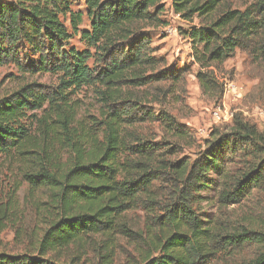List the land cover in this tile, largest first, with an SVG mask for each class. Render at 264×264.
<instances>
[{
    "label": "trees",
    "instance_id": "1",
    "mask_svg": "<svg viewBox=\"0 0 264 264\" xmlns=\"http://www.w3.org/2000/svg\"><path fill=\"white\" fill-rule=\"evenodd\" d=\"M78 1L0 0V66L57 76L53 85L27 81L0 94V161L17 166L45 219L22 251L0 242V264H115L120 238L134 252L124 264H212L248 244L255 253L240 264H264V213L255 209L243 223L226 224L205 220L199 209L208 173L224 153L243 162L234 178L224 174L219 202L241 205L264 193V129L236 112L195 158L174 157L193 139L190 129L165 106L149 111L143 102L163 105L183 82L151 44L152 31L169 24L164 0H84L85 8L74 10ZM171 8L190 24L199 18L184 33L202 90L212 97L224 92L215 68L237 48L264 62V0L243 10L228 0H171ZM85 16L89 27L82 29ZM75 35L83 49L72 45ZM84 87L97 95L98 115L80 117L76 94ZM145 116L166 135L141 131ZM17 208L16 201L0 207V227ZM137 210L145 212L143 224L131 217Z\"/></svg>",
    "mask_w": 264,
    "mask_h": 264
},
{
    "label": "rangeland",
    "instance_id": "2",
    "mask_svg": "<svg viewBox=\"0 0 264 264\" xmlns=\"http://www.w3.org/2000/svg\"><path fill=\"white\" fill-rule=\"evenodd\" d=\"M255 0H228L233 8L245 9ZM163 18L165 22L171 24L172 31L166 28L152 31V46L154 53L158 57L165 59V64L183 73V82L176 86L175 95L168 97L162 104L150 102V98L143 99L147 110H160L162 106L168 108L175 118L190 129L193 139L190 143H180L178 152L174 157L195 158L204 141L218 128L225 129L232 125L233 115L242 112L244 116L259 127H262L263 116L257 115L259 109H264V62L257 55L251 53V49L237 48L235 55L227 59L221 68H215L218 78L224 83V92L220 96L209 95L202 90L197 73L200 65L194 60L192 55V44L190 38L184 33L192 24L199 23V18H195L193 23L183 20L170 7L171 0H164ZM84 9V0H79L73 5L74 10ZM89 20L85 16L81 28H88ZM72 45L78 49H83L85 45L80 41L79 35L72 38ZM30 54L26 49H22V56ZM30 55L28 61L35 58ZM93 64V60L89 61ZM38 81L47 85H53L57 81V76L50 73H37L28 75L16 64L10 62L0 66V94L9 93L20 87L25 82ZM141 95L148 93V89L143 88ZM150 90V89H149ZM153 92V90L151 91ZM82 102L80 117L87 114L98 115L100 112V102L91 87H84L76 94ZM145 118H147L145 116ZM139 128L145 134L162 138L165 132L158 122L149 120L140 123ZM167 138H170L167 136ZM176 139L173 140L175 144ZM243 161H239L234 155L224 153L220 163L208 173L209 187L202 194L206 198L201 207V214L205 220L220 221L226 224L237 222L243 223L246 214L255 211L260 216L264 213V193L245 200L241 205L227 207L219 202V192L223 188L224 174L231 172L232 178L235 170L242 166ZM21 184L19 191L13 194L15 185ZM157 186V185H156ZM29 186L22 182L17 173V166L6 160L0 161V207L4 208L12 201H16L18 208L15 214L7 213L0 227V242L3 249L11 252L22 251L33 233H37L44 227V217L40 210V203L30 198ZM259 207V208H258ZM132 218L139 224H143L146 215L142 210L132 213ZM255 246L245 245L231 251L218 254V258L212 264H240L243 259H249L255 253ZM133 246L124 238H120L119 251L115 259V264H124L129 257H134Z\"/></svg>",
    "mask_w": 264,
    "mask_h": 264
},
{
    "label": "built area",
    "instance_id": "3",
    "mask_svg": "<svg viewBox=\"0 0 264 264\" xmlns=\"http://www.w3.org/2000/svg\"><path fill=\"white\" fill-rule=\"evenodd\" d=\"M174 11V10H173ZM175 13V12H174ZM177 14V13H176ZM179 15V14H178ZM180 16V15H179ZM181 17V16H180ZM168 28L167 30L168 31H172V27H171V24L169 23L167 26H165L164 28ZM260 115V116H263V118H264V109H259L258 111H257V115ZM262 126H263V128H264V119L262 120Z\"/></svg>",
    "mask_w": 264,
    "mask_h": 264
},
{
    "label": "crops",
    "instance_id": "4",
    "mask_svg": "<svg viewBox=\"0 0 264 264\" xmlns=\"http://www.w3.org/2000/svg\"><path fill=\"white\" fill-rule=\"evenodd\" d=\"M170 7H171V3H170ZM171 9H172V8H171ZM172 10H173V9H172ZM260 128H261V129H264V128H263V126H262V127H260Z\"/></svg>",
    "mask_w": 264,
    "mask_h": 264
}]
</instances>
